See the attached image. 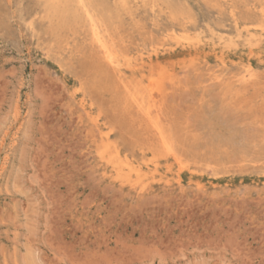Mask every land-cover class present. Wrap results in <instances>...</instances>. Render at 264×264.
<instances>
[{"label": "rangeland", "instance_id": "rangeland-1", "mask_svg": "<svg viewBox=\"0 0 264 264\" xmlns=\"http://www.w3.org/2000/svg\"><path fill=\"white\" fill-rule=\"evenodd\" d=\"M71 1L0 0V264H264V0Z\"/></svg>", "mask_w": 264, "mask_h": 264}, {"label": "bare ground", "instance_id": "bare-ground-1", "mask_svg": "<svg viewBox=\"0 0 264 264\" xmlns=\"http://www.w3.org/2000/svg\"><path fill=\"white\" fill-rule=\"evenodd\" d=\"M72 1H73V0H72ZM72 1H71V2H72ZM86 1H87V0H84V2H82V3H86ZM90 1H91V0H90ZM92 1H93V0H92ZM94 1H95V3H97L96 0H94ZM114 1H115V0H114ZM117 1H118V0H117ZM124 1H125V0H123V2H124ZM126 1H128V0H126ZM126 1H125V2H126ZM132 1H134V0H132ZM132 1H131V2H132ZM141 1H142V0H141ZM149 1H151V0H149ZM149 1H148V2H149ZM152 1H153V0H152ZM156 1H157V3H159L158 0H156ZM61 2H62V1H61ZM71 2H70V4H71ZM79 2H80V1H79ZM121 2H122V0H121ZM121 2H120V3H121ZM131 2H130V3H131ZM144 2H145V0H144ZM144 2H143V3H144ZM153 2H154V3H152V4H154V7H155V3H156L155 0H154ZM80 3H81V2H80ZM88 3H89V2H88ZM92 3H93V2H92ZM92 3H91V4H92ZM95 3H94V4H95ZM145 3H146V2H145ZM64 4H65V3H64ZM94 4H93L92 6H94ZM122 4H123V3H122ZM124 4H125V3H124ZM133 4H134V5H133V8H134L135 3L133 2ZM152 4L150 3V5H152ZM58 5H59V4H58ZM77 5H78V4H77ZM81 5H82V4H81ZM81 5H80V6H81ZM84 5H86V4H84ZM129 5H130V4H129ZM137 5H138V4H137ZM139 5H140V4H139ZM142 5H143V4H142ZM144 5H145V4H144ZM160 5H161V4H160ZM69 6H70V5H69ZM72 6H73V5H72ZM74 6H75V5H74ZM126 6H127V5H126ZM145 6H147V5H145ZM58 7H59V6H58ZM83 7H84V6H83ZM83 7H82V8H83ZM85 7H86V6H85ZM100 7H101V6H100ZM117 7H119V6H117ZM128 7H129V6H128ZM151 7H152V6H151ZM86 8H87V7H86ZM94 8H95V7H94ZM96 8H97V7H96ZM96 8H95V9H96ZM122 8L124 9V8H126V7H122ZM129 8H130V7H129ZM129 8H127L128 11H130ZM137 8H138V7H137ZM144 8H145V7H144ZM72 9H73V7H72ZM74 9H75V8H74ZM76 9H77V8H76ZM87 9H88V8H87ZM97 9H98V8H97ZM101 9H102V7H101ZM130 9H131V8H130ZM83 10H85V8H83ZM83 10H81V12H82ZM98 10H99V9H98ZM120 10H121V9H120ZM151 10H152V8H151ZM71 11H73V10H71ZM78 11H79V10H78ZM87 11H88V10H87ZM96 11H97V10H96ZM100 11H101V13H102V10H100ZM117 11H118V10H117ZM81 12H80V13H81ZM84 12H85V11H84ZM89 12H90V11H89ZM77 13H78V12H77ZM92 13H93V12H92ZM97 13H99V11H97ZM97 13H96V14H97ZM129 13H130V12H129ZM86 14H87V13L85 12V15H83V16H84V17H83L84 19H85ZM88 14H89V13H88ZM90 14H91V13H90ZM96 14H95V17H96ZM68 15H70V14H68ZM91 15H92V14H91ZM91 15H89V16H90V18L92 19ZM93 15H94V14H93ZM130 15H133V14H130ZM73 16H74V12H73ZM79 16H80V15H79ZM79 16H77V18H78ZM89 16H88V18H89ZM97 16H98V15H97ZM100 16H101V14H100ZM95 17H94V18H95ZM98 17H99V16H98ZM83 18H82V19H83ZM90 18H89V20H91ZM259 18H260V17H259ZM84 19H83V20H84ZM95 19H96V18H95ZM99 19H100V18H99ZM85 20H86V19H85ZM259 20H260V19H259ZM261 20H262V18H261ZM92 21H94V20H92ZM97 21H98V19H97ZM97 21H96V22H97ZM79 22H80V21H79ZM81 22H82V21H81ZM85 22H86V21H85ZM87 22H88V21H87ZM101 22H102V21H101ZM256 22H257V21H256ZM260 22H261V21H260ZM91 23H92V22H91ZM91 23H90V24H91ZM93 23H95V21H94ZM97 23H99V22H97ZM257 23H258V22H257ZM86 24H87V23H86ZM255 24H256V23H255ZM262 24H263V23H262ZM87 25H88V24H87ZM92 25H94V24H92ZM92 25H90V27H91ZM99 25H100V24H99ZM251 25L256 26V25H254V24H251ZM259 25H260V24H259ZM94 26H95V25H94ZM94 26H93V27H94ZM260 26H261V25H260ZM95 27H96V26H95ZM95 27H94V29H95ZM100 27H101V26H100ZM262 27H264V25H263ZM91 28H92V27H91ZM242 28H244V27H242ZM251 28H252V27H251ZM259 28H260V27H259ZM92 29H93V28H92ZM96 29H97V28H96ZM107 29H108V28H107ZM252 29H253V28H252ZM87 30H88V29H87ZM99 30H100V29H99ZM101 31H102V30H101ZM246 31H247V30H246ZM92 32H93V33L91 34V35H92V42L94 43L95 46H92V43H91V47H90V49L93 48V47H96V48L98 49V51H97L98 54L101 56V59L104 60V62H105V64L107 65V67L111 68L112 71H115V72L118 73V71H119V70H118V67H120V65H118V64H119V63H118L119 60L116 61L115 57L113 56V53H111V52L109 51L111 48L108 49V47L106 46L107 43L104 42V41L102 40V37L99 36L100 33L98 34L95 30H93ZM253 32H254V31H253ZM262 32H263V28H262ZM247 33H248V32H247ZM249 33H250V32H249ZM249 33H248V34H249ZM88 34H89V31H88ZM253 34H254V33H253ZM263 34H264V33H263ZM109 35H110V34H109ZM249 35H250V34H249ZM249 35H248V36H249ZM254 35H255V34H254ZM257 35H259V34H257ZM238 36H239V35H238ZM249 37H250V36H249ZM110 38H111V37H110ZM260 38H261V36H260ZM243 39H245V38H243ZM87 40H88V38H87ZM107 40H108V39H107ZM110 41H111V40H110ZM105 43H106V44H105ZM108 43H109V42H108ZM89 45H90V43H89ZM110 47H111V46H110ZM115 48H116V47H115ZM225 48H226V47H225ZM225 48H224V49H225ZM93 49H94V48H93ZM97 49H94L95 52H96ZM113 49H114V48H113ZM232 49H233V48H232ZM94 50H93V52H94ZM111 50H112V49H111ZM214 50H215V49H214ZM214 50H213V51H214ZM233 51H235V50H233ZM95 52H94V53H95ZM115 52H116V51H115ZM225 52H226V51H225ZM228 52H229V51H228ZM231 52H232V51H231ZM94 53H93V54H94ZM226 53H227V52H226ZM239 53H240V52H239ZM239 53H238V54H239ZM93 54H92V55H93ZM98 54H97V55H98ZM117 54H118V53H117ZM117 54H116V55H117ZM212 54H213V53H212ZM251 54H252V53H251ZM95 55H96V54H95ZM95 55H93V56H95ZM242 55H243V54H242ZM244 55H245V54H244ZM247 55H248V54H247ZM257 55H258V54H257ZM259 55H260V54H259ZM239 56H241V54H240ZM245 56H246V55H245ZM249 56H252V55L249 54ZM97 57H98V56H97ZM220 57H221V56H220ZM241 57H242V56H241ZM95 58H96V57H95ZM239 58H240V57H239ZM250 58H251V57H250ZM255 58H256V55H255ZM96 59H97V58H96ZM119 59H120V58H119ZM124 59H125V58H124ZM243 59H244V58H243ZM246 59H247V57H246ZM252 59H253V58H252ZM256 59H257V58H256ZM258 59H259V58H258ZM263 59H264V58H263ZM263 59H262V60H263ZM120 60H121V59H120ZM97 61H98V59H97ZM99 61H100V60H99ZM122 61H123V60H122ZM125 61H126V60H125ZM129 61H130V60H129ZM260 61H261V60H260ZM104 62L101 61V63H104ZM97 63H99V62H97ZM122 63H123V62H122ZM126 63H129V62H126ZM248 63H249V62H248ZM120 64H121V63H120ZM101 66H102V65H101ZM103 67H104V66H103ZM241 67H242V66H241ZM241 67H240V68H241ZM243 67H244V66H243ZM243 67H242V68H243ZM109 68H108V69H109ZM129 68H130V67H129ZM111 69H110V71H111ZM121 69H122V68H121ZM124 69H125V67H124ZM245 69H246V68H245ZM249 69H250V68H249ZM106 70H107V69H106ZM242 70H243V69H242ZM242 70H241V71H242ZM107 71H108V70H107ZM112 71H111V72H112ZM239 71H240V70H239ZM258 71H259V70H258ZM122 72H123V71H122ZM245 73H247V72H245ZM248 73H249V72H248ZM109 74H111V73H109ZM113 74H114V73H113ZM113 74H112V75H113ZM119 74H120V73H119ZM240 74H241V73H240ZM253 74H254V72H253ZM246 75H247V74H246ZM117 76L119 77L118 74H117ZM120 76H121V75H120ZM250 76H251V75H250ZM250 76L248 77V78H249L248 81L250 80ZM121 77H122V76H121ZM117 79H118V78H117ZM235 80H236V78H235ZM238 80H239V79H238ZM245 81H247V78H246ZM238 82H240V81H238ZM249 82H250V81H249ZM240 83H241V82H240ZM244 86H245V85H244ZM127 87H128V86H127ZM126 90H127V89H126ZM158 127H159V126H158ZM158 129H159V128H158ZM157 131H158V130H157ZM161 131H162V129H161ZM151 132H152V131H151ZM156 134H157V133H156ZM163 134H164L163 132H162V134H161V133L158 131V135L160 136V138H161V136H162ZM164 135H165V134H164ZM166 137H167V136H166ZM101 138H102V137H101ZM161 139H162V138H161ZM163 139H164V138H163ZM163 139H162V141H163V142H164V141L166 142V139H165V140H163ZM159 140H160V139H159ZM168 140H169V138H167V141H168ZM169 141H170V140H169ZM169 143H170V142H169ZM165 144L167 145L168 142H166ZM168 145H169V144H168ZM170 145H171V144H170ZM105 146H106V145H105ZM117 148H118V147H117ZM155 148H158V146L155 147ZM167 149H168V148H167ZM169 149L171 150L170 147H169ZM169 149H168V150H169ZM101 150H104V149H101ZM101 150L99 149L98 151H101ZM116 150H118V149H116ZM118 151H119V150H118ZM103 152H104V151H103ZM119 152H121V151H119ZM173 152H174V151H173ZM108 154H109V153H108ZM123 155H124V154H123ZM171 155H172V154H171ZM118 156H119V155H118ZM172 156H173V155H172ZM125 157H126V156H125ZM97 158H100V157H97ZM102 158H103V157H102ZM106 158H107V157H106ZM106 160H107V159H106ZM104 163H106V162L104 161ZM108 163H109V161H108ZM130 163H131V162H130ZM112 164H113L114 169H116V170L121 169V168L125 167V165H126L125 163H123L122 161L117 160V159H115V160L112 162ZM106 166H107V165H106ZM130 166H131V165H130ZM126 168H127V167H126ZM112 171H113V170H112ZM109 172H110V171H109ZM105 173H107V172H105ZM112 173H113V172H112ZM126 174H127V173H126ZM115 175H117V174H115ZM116 177H117V176H116Z\"/></svg>", "mask_w": 264, "mask_h": 264}]
</instances>
